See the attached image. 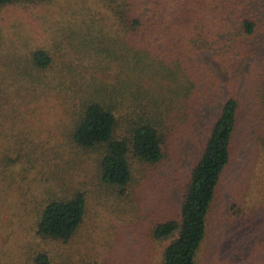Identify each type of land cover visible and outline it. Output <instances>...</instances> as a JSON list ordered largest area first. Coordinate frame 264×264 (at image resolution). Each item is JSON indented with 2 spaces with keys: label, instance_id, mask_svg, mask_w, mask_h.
I'll use <instances>...</instances> for the list:
<instances>
[{
  "label": "trees",
  "instance_id": "obj_1",
  "mask_svg": "<svg viewBox=\"0 0 264 264\" xmlns=\"http://www.w3.org/2000/svg\"><path fill=\"white\" fill-rule=\"evenodd\" d=\"M43 1L0 0V8ZM95 2L103 10L95 7L55 38L66 49L61 57L46 47L4 51L0 41V175L22 160L25 171L49 165L55 175L36 200V235L73 239L92 189L81 176L99 194L130 200L140 217L141 198L157 187L162 210L171 185L162 168L177 165L182 178V158L202 133L177 216L163 209L150 223L155 239H171L161 264H199L219 185L239 153L254 156L231 208L240 227L264 242V0ZM203 51L218 68L197 59ZM58 111L47 147L39 131L30 136L29 123ZM260 250H248L254 264H264ZM31 259L53 264L47 252Z\"/></svg>",
  "mask_w": 264,
  "mask_h": 264
},
{
  "label": "rangeland",
  "instance_id": "obj_2",
  "mask_svg": "<svg viewBox=\"0 0 264 264\" xmlns=\"http://www.w3.org/2000/svg\"><path fill=\"white\" fill-rule=\"evenodd\" d=\"M99 5L95 0L8 4L0 8V36L3 37L0 41H4V51L26 52L46 47L52 54L58 53V57H61L60 53L66 52V49L56 46L61 39L55 38L66 25L85 18L95 7L103 10ZM60 48L62 50L59 52ZM197 59L213 63L218 68V63L207 51L200 52ZM219 73L223 79L227 77L220 70ZM50 113L43 114V120L29 123L35 128L30 136L37 139L42 135L47 147L54 142L47 139L48 127L52 126L55 130V126L58 127L61 122V110L60 113ZM203 140V134L199 133V143L191 146L193 150L191 147L186 150L178 173L182 178L178 179V175H175L177 165L162 168L168 176L165 179L171 180L162 208L164 214L177 216L185 179L201 155ZM253 156V153L243 156L239 153L228 167L212 205L208 236L200 253L199 264H254L250 260L251 255L247 254L248 250L259 248L261 252L264 242L251 238L242 225L240 227L241 216L231 208L238 195L243 194L240 189L247 180ZM26 165V161L22 160L8 172L6 178L4 174L0 175V264H34L30 257L39 252H47L53 258V264L63 261L67 264L78 261L84 264H161L164 250L171 239L157 240L151 234V220L154 214L162 211L157 208L160 192L157 187L152 192L144 193L141 198L145 215L140 217L129 207L130 200L118 197L117 191L105 194L103 190L99 194L101 190L94 181H88V178L84 180L85 177L83 179L81 176L77 179L83 180L82 185L92 188L89 210L83 224L69 242L42 239L35 231L36 200L46 197L45 187L51 182L50 178L55 179V175L49 165H38L37 169L25 171Z\"/></svg>",
  "mask_w": 264,
  "mask_h": 264
}]
</instances>
